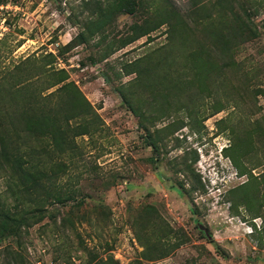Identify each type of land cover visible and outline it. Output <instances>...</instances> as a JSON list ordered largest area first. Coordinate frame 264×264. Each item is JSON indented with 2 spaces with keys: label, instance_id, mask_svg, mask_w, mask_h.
Returning <instances> with one entry per match:
<instances>
[{
  "label": "rangeland",
  "instance_id": "374dc122",
  "mask_svg": "<svg viewBox=\"0 0 264 264\" xmlns=\"http://www.w3.org/2000/svg\"><path fill=\"white\" fill-rule=\"evenodd\" d=\"M167 1L186 15L210 0ZM163 2L0 0V77L46 57L79 91L66 101L91 106L39 202L18 200L0 164V206L27 219L0 264H264V34L222 55L214 25L172 43L162 26L122 47ZM237 2L259 29L264 0Z\"/></svg>",
  "mask_w": 264,
  "mask_h": 264
},
{
  "label": "trees",
  "instance_id": "16d2710c",
  "mask_svg": "<svg viewBox=\"0 0 264 264\" xmlns=\"http://www.w3.org/2000/svg\"><path fill=\"white\" fill-rule=\"evenodd\" d=\"M163 1L165 7L159 14L161 18L156 14L160 20L151 21L150 25L148 20L143 25H134L132 27L134 37L123 43L122 47L162 26H167L172 43L178 32L195 40L196 33L202 31L203 25L206 27L214 25L219 29L217 35L220 42L224 44L221 48L222 52L217 51L221 54L226 53L228 48L235 47V41L238 39L254 40L264 34V23L258 29L249 15H246L248 8L242 6L243 12L236 10L237 0L200 1L199 5L191 7V13L186 15L178 13L167 0ZM249 2L250 0H247V4ZM135 4L137 3L126 7L129 14L136 12ZM99 24L97 22L93 28L98 30ZM90 36H94L93 32ZM84 38L83 34H79L75 39L80 44L86 41ZM43 61L47 62V58L37 60L28 57L16 65L13 71L0 77V108L6 99L8 101V105L4 106L6 112L0 111V164L8 173L9 183L14 190L16 189L13 193L18 195L16 196L18 200L25 198L27 203L39 202V189L46 194L50 193L48 188L53 185L57 176H52L49 166L57 168L59 173H64L67 166L55 162V159L69 156L75 148V139L89 133L87 123L81 124L79 121L84 115L91 114L90 104L84 98L78 105L66 101V94L70 90L79 94L78 89L71 83H64L63 79H49L57 77L60 72L54 71L51 67L47 68L50 64L42 65ZM33 80L46 81V83L41 84L42 89L33 90L34 88H31L34 85ZM53 87L56 89L52 93L42 94ZM122 98L127 104L129 103L124 96ZM38 152L43 158L35 162L34 155ZM32 198L38 199L33 201ZM67 198L73 199L74 195H69ZM56 199L63 200L61 195L56 196ZM25 214V211L21 214L13 213L7 204L0 206L1 242L7 237H16L19 234V229L27 221ZM13 261L17 264L15 256Z\"/></svg>",
  "mask_w": 264,
  "mask_h": 264
}]
</instances>
